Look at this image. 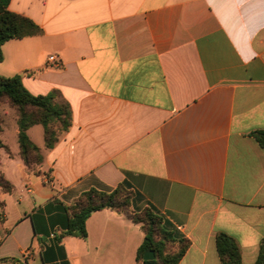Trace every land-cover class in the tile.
<instances>
[{"label":"crops","instance_id":"obj_1","mask_svg":"<svg viewBox=\"0 0 264 264\" xmlns=\"http://www.w3.org/2000/svg\"><path fill=\"white\" fill-rule=\"evenodd\" d=\"M9 8L42 33L7 41L0 74L21 75L35 95L59 90L72 126L51 149L43 129L44 162L33 168L0 132L10 148L0 145V175L15 186L0 187V264H142L145 232L126 214L100 209L86 237L66 233L82 193L121 183L136 192L134 210L151 206L190 240L179 264H221V231L240 243L243 264H255L264 242V148L253 135L264 130V0Z\"/></svg>","mask_w":264,"mask_h":264},{"label":"trees","instance_id":"obj_2","mask_svg":"<svg viewBox=\"0 0 264 264\" xmlns=\"http://www.w3.org/2000/svg\"><path fill=\"white\" fill-rule=\"evenodd\" d=\"M11 0H0V62L4 59L3 45L11 39H21L39 35L42 28L31 18L10 10ZM7 103L15 112L19 127L18 143L20 155L29 168L44 162L42 148L32 141L28 130L37 124L42 125L45 146L53 148L72 126V108L61 92L52 90L46 95H35L23 84L19 74L3 76L0 74V105ZM4 119L0 116V132ZM254 137L264 148V130L253 132ZM0 145L8 152L10 148L0 139ZM0 187L12 193L14 184L0 175ZM136 192L126 183L111 190L92 188L82 193L72 206L73 214L69 220L67 234L87 236L86 220L95 211L110 208L126 214L140 223L145 237L138 249V260L142 264H179L190 245V240L180 232L169 227L167 220L151 206L140 211L133 209ZM216 246L221 264H243L240 243L226 232L216 234ZM153 250L156 258L145 260L144 255ZM11 264H28V260H13ZM255 264H264V242Z\"/></svg>","mask_w":264,"mask_h":264},{"label":"rangeland","instance_id":"obj_3","mask_svg":"<svg viewBox=\"0 0 264 264\" xmlns=\"http://www.w3.org/2000/svg\"><path fill=\"white\" fill-rule=\"evenodd\" d=\"M0 116L4 119L3 133L10 147L18 146V136L14 133V126L17 125L16 115L14 110L6 103L0 105ZM30 136V135H29ZM32 137V138H31ZM31 139L39 146H43V127L35 125L31 131Z\"/></svg>","mask_w":264,"mask_h":264},{"label":"water","instance_id":"obj_4","mask_svg":"<svg viewBox=\"0 0 264 264\" xmlns=\"http://www.w3.org/2000/svg\"><path fill=\"white\" fill-rule=\"evenodd\" d=\"M156 258V254L153 250H148L145 252L144 259L145 260H152Z\"/></svg>","mask_w":264,"mask_h":264},{"label":"built area","instance_id":"obj_5","mask_svg":"<svg viewBox=\"0 0 264 264\" xmlns=\"http://www.w3.org/2000/svg\"><path fill=\"white\" fill-rule=\"evenodd\" d=\"M48 60L53 62V61L56 60V56L55 55H50Z\"/></svg>","mask_w":264,"mask_h":264}]
</instances>
